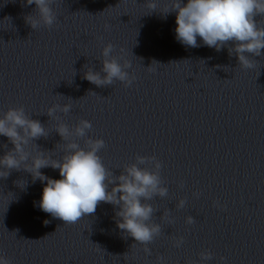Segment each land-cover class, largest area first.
<instances>
[{
    "label": "clouds",
    "instance_id": "9594fccd",
    "mask_svg": "<svg viewBox=\"0 0 264 264\" xmlns=\"http://www.w3.org/2000/svg\"><path fill=\"white\" fill-rule=\"evenodd\" d=\"M53 3L54 0H26V5L36 6V15H27L26 23L34 30L41 26L51 28L57 21ZM146 7L150 12L157 11V0H147ZM162 8L163 11L159 12L165 16L176 13V39L187 47H200L197 37L204 45L217 51L232 42L234 46L228 48L229 55L235 53L238 64L244 69L254 67L250 56L262 54L264 25L257 22L255 17H264V0H187V3H183V0H166ZM104 27L109 30L111 26L106 24ZM115 52L114 44H106L102 49V68L100 71L87 68L84 79L97 87L110 86L115 81L131 86L135 80V76L127 71L132 67L131 62L124 59L123 49L114 55ZM71 107V104H53L46 114L50 119L59 121L60 117L56 114H67ZM92 127V123L86 119H80L72 128L59 122L55 131L64 141V154L60 159H53L52 152L41 150L34 143L41 137H48L45 125L30 118L23 106L8 108L0 115V135L7 137L14 147L0 157V178L7 179L12 170L23 169L32 175L33 180L46 181L38 207L64 224H73L86 215L94 214L101 202L117 206L118 228L126 233V237L135 239L136 243L132 246L143 245V252L150 256L152 252L148 245L161 234V226L150 222L158 209L148 201L168 195V188L163 186L160 175L162 163L155 156L137 155L135 163L126 165L119 176H114L98 155L105 147L104 140L88 137ZM77 139H84L83 147ZM30 143L37 149L35 155L29 150ZM47 167L58 169L61 179L49 178L40 171ZM194 195L198 196L199 193ZM185 203L184 199H180L176 207L182 209ZM214 206L223 207L219 201L214 202ZM162 217L169 224L174 222L167 210ZM49 222L44 221L45 224ZM186 223H195V218L189 215ZM183 243L184 238L179 237L175 239L174 246L180 247ZM199 255L201 261L212 259L210 251H203ZM0 264H11V260L0 255Z\"/></svg>",
    "mask_w": 264,
    "mask_h": 264
}]
</instances>
